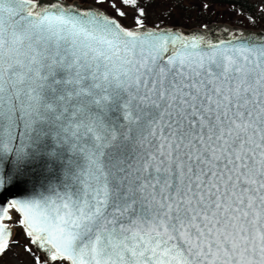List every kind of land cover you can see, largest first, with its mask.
I'll list each match as a JSON object with an SVG mask.
<instances>
[{
  "label": "snow or ice",
  "instance_id": "obj_1",
  "mask_svg": "<svg viewBox=\"0 0 264 264\" xmlns=\"http://www.w3.org/2000/svg\"><path fill=\"white\" fill-rule=\"evenodd\" d=\"M110 7L134 27L0 0V197L33 193L0 200V257L264 264V33L213 41L147 27L142 0Z\"/></svg>",
  "mask_w": 264,
  "mask_h": 264
},
{
  "label": "trees",
  "instance_id": "obj_2",
  "mask_svg": "<svg viewBox=\"0 0 264 264\" xmlns=\"http://www.w3.org/2000/svg\"><path fill=\"white\" fill-rule=\"evenodd\" d=\"M205 4L208 5L207 8L204 7ZM143 5L155 9L164 8L166 15L160 16L163 18L155 22L156 26L172 23L173 25L192 28L203 27L213 22H229L254 29L264 28V13L258 10L256 3L251 0H156L154 3L147 4H144L142 0ZM216 6L233 9L242 17L236 20L222 18L220 12L216 10ZM108 12L117 16L112 8H109ZM249 17L254 18V22ZM122 22L126 24L127 20L122 19Z\"/></svg>",
  "mask_w": 264,
  "mask_h": 264
},
{
  "label": "rangeland",
  "instance_id": "obj_3",
  "mask_svg": "<svg viewBox=\"0 0 264 264\" xmlns=\"http://www.w3.org/2000/svg\"><path fill=\"white\" fill-rule=\"evenodd\" d=\"M72 1L73 0H66V2H69V3H71ZM76 1L79 3L89 2L90 4L96 5L106 12H108L109 8H111L110 3L114 2V0H106V2L104 4H96L95 0H76ZM251 1L255 2L257 9L264 13V0H251ZM145 7H146V12H147V17H146V21H145L146 25L155 27L156 26L155 22L158 21L159 19L163 18L160 16L166 15V14H164L165 11H164L163 7H159L156 9L152 8V7H147V6H145ZM216 10L220 12V14L222 15V18H230V19L236 20V19H239L242 17L235 10L227 8V7H223V6L217 7L216 6ZM126 11H127L126 17L121 18L119 16H115V15L114 16L117 17L118 19H120L121 21H122V19L127 20V23L124 25L126 26V28H132V27H134V25H133V22H134L133 11L131 9H126ZM221 23L230 24L229 22H221ZM163 25L164 26L165 25L180 26V25H173L172 23L171 24L165 23ZM230 25L237 26L240 28H245V29L250 28V27H246V26L241 25V24H230ZM181 27H184V26H181ZM184 28H187V27H184ZM12 214H13L15 220H18L20 218L19 213H17L14 209L12 210ZM7 222L10 224H13L12 221H7ZM13 227L15 229V232H14V236L12 239L13 240H19L21 245L26 243L27 241L23 235L22 228L19 227L18 225H14ZM14 253H18V255H14ZM29 259L30 258L27 257L26 253L23 252L22 248H13L12 251H10L6 255L0 257V264H27Z\"/></svg>",
  "mask_w": 264,
  "mask_h": 264
},
{
  "label": "water",
  "instance_id": "obj_4",
  "mask_svg": "<svg viewBox=\"0 0 264 264\" xmlns=\"http://www.w3.org/2000/svg\"><path fill=\"white\" fill-rule=\"evenodd\" d=\"M54 2H55V0H34V3H36L37 8L47 7V6H49V4L54 3ZM67 3H69V2H67ZM71 3H78L81 5L86 3L92 7L99 9L101 12L106 13L110 17H114V16H111L110 14H108L106 11L99 8L98 6L90 4L89 2L79 3L76 0H73ZM71 3H69V4H71ZM114 18H116V17H114ZM116 19L121 23L122 26H124L118 18H116ZM146 26L149 28H152V26H149V25H146ZM163 27H165V26H163ZM168 27H171L174 29H179L180 31H182L185 34L200 32L201 34H204L207 38H210L213 41H217V40H221V39H229L232 34L239 35L240 32H244L245 34H247V33H255V34L264 33V31H262V30L256 31V30H252V29H245V28H240L237 26H231V25L226 24V23L210 24V25H208L207 30H205L204 28L186 29V28L178 27V26H168ZM34 179H36V177H34ZM32 194H33L32 193V183L29 181H25V182H21V183L17 184L16 186L12 187L9 192L4 193L3 197H0V200H11L13 198L26 199V198H29ZM5 222L7 223V221H5Z\"/></svg>",
  "mask_w": 264,
  "mask_h": 264
}]
</instances>
